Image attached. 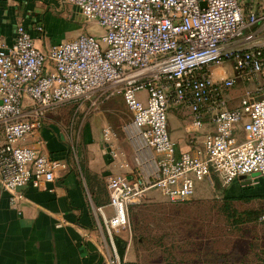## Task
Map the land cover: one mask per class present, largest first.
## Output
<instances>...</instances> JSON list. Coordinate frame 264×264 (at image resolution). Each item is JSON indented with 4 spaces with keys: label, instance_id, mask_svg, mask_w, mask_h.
Returning a JSON list of instances; mask_svg holds the SVG:
<instances>
[{
    "label": "built area",
    "instance_id": "built-area-1",
    "mask_svg": "<svg viewBox=\"0 0 264 264\" xmlns=\"http://www.w3.org/2000/svg\"><path fill=\"white\" fill-rule=\"evenodd\" d=\"M60 1L103 33L40 50L18 25L10 46L0 40V195L14 200L28 185L45 189L65 168L43 153L36 137L48 113L81 101L96 108L114 96L131 115L139 142L153 152L156 169L149 176L127 171L107 178L113 214L97 209L109 240L105 264L118 259L114 238L128 229L129 210L151 192L177 204L211 176L225 186L241 177L264 185V96L246 92L229 108L225 95L236 79L264 86V45L246 46L255 39L246 31L264 23V11L246 16L239 0ZM227 61L232 77L213 81L212 69ZM172 107H186L196 130L208 123L212 131L200 148L176 155L168 133Z\"/></svg>",
    "mask_w": 264,
    "mask_h": 264
},
{
    "label": "crops",
    "instance_id": "crops-1",
    "mask_svg": "<svg viewBox=\"0 0 264 264\" xmlns=\"http://www.w3.org/2000/svg\"><path fill=\"white\" fill-rule=\"evenodd\" d=\"M240 4L246 16L264 11V0H249L247 5ZM74 18H77L75 9L63 5L60 0H0V40L10 46L15 28L22 25L34 39L35 47L46 50L80 35L81 29L77 25L75 29L69 22ZM74 29L75 35L68 36ZM251 31L255 39L246 46L264 45V23H257L246 33ZM143 96L140 94V97ZM51 113L46 115L36 137L43 142V153L64 162L65 168L55 174L54 182L47 184L45 189H34L28 185L18 191L14 200L10 193H1L0 264H105L104 254L109 248V240L97 209L101 208L106 217L112 216L113 211L108 207L106 180L111 175L127 174L131 170L130 164L123 163L118 155L112 156L115 152L118 154L115 143L111 148L104 146L103 140L106 139L102 132L107 126L100 118L91 117L85 123L74 150L67 145L56 120L49 117ZM167 118L168 133L176 155L200 148L203 135L212 131L208 123L196 130L186 107L170 108ZM111 135L106 137V142L114 140ZM33 140L28 138L25 143L31 144ZM148 162L146 176L156 169L153 157ZM124 164L128 167L125 168ZM206 183H196L192 197L202 198L209 194L204 191L208 188ZM256 185L260 186L254 191L264 196L262 182L256 180ZM229 186L227 192L230 197L237 196V191L243 189ZM153 193H149L145 201L156 195ZM244 225L250 234L247 250L239 258L228 262L146 261L141 246L134 241L128 229L114 238L118 256L115 264H264V224L245 222ZM235 228L240 230L241 225ZM233 256L236 257L235 254Z\"/></svg>",
    "mask_w": 264,
    "mask_h": 264
},
{
    "label": "rangeland",
    "instance_id": "rangeland-1",
    "mask_svg": "<svg viewBox=\"0 0 264 264\" xmlns=\"http://www.w3.org/2000/svg\"><path fill=\"white\" fill-rule=\"evenodd\" d=\"M239 1L247 5L249 0ZM69 22L81 29L80 34L100 36L103 33L95 22H82L77 18ZM75 33L76 30L68 36ZM232 74V64L227 61L212 69V80L221 81L232 77ZM259 88L264 89L261 81L236 79L233 86L225 90L228 107L235 108L246 92H252L255 98L263 97L264 90L255 92ZM49 117L56 120L67 145L74 150L85 123L91 117L100 118L107 126L103 129L114 136L111 142L103 140L104 146L111 148L115 143L119 159L130 164L129 175H147L145 169L154 154L139 142L137 130L131 124V115L119 96L111 97L96 108L87 101L73 103L52 112ZM205 182L209 190L204 191L209 194L202 198L191 197L184 203L172 204L152 192L156 195L129 210L128 229L134 241L141 246L146 261L222 263L239 258L247 250L250 234L242 220L250 218L249 223H259L256 218L264 213V196L254 190L257 191L255 187L260 185L255 186L256 180L238 178L229 185L243 189L238 188L239 196L230 197L227 192L229 185H223L214 176H211V182ZM243 197L247 199H240ZM238 224L241 225L240 230L235 228Z\"/></svg>",
    "mask_w": 264,
    "mask_h": 264
},
{
    "label": "trees",
    "instance_id": "trees-1",
    "mask_svg": "<svg viewBox=\"0 0 264 264\" xmlns=\"http://www.w3.org/2000/svg\"><path fill=\"white\" fill-rule=\"evenodd\" d=\"M240 199H247V198H244V197H243V198H240ZM261 216H264V213L258 214V215H257V218H256V221L259 222V223H261V224H264V222H261V221H260V217H261ZM238 217H239V215H238ZM248 221H251V219L249 218V220H247V221H246V220H242V223H245V222H248ZM237 223L240 224V222H237ZM122 251H123V250L120 248V249H119L120 254H122Z\"/></svg>",
    "mask_w": 264,
    "mask_h": 264
},
{
    "label": "water",
    "instance_id": "water-1",
    "mask_svg": "<svg viewBox=\"0 0 264 264\" xmlns=\"http://www.w3.org/2000/svg\"><path fill=\"white\" fill-rule=\"evenodd\" d=\"M241 178H245V177H241Z\"/></svg>",
    "mask_w": 264,
    "mask_h": 264
}]
</instances>
